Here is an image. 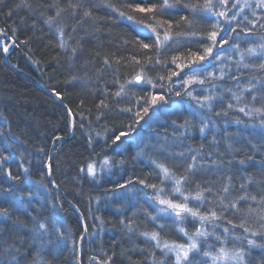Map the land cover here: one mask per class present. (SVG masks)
<instances>
[{
  "label": "trees",
  "instance_id": "obj_1",
  "mask_svg": "<svg viewBox=\"0 0 264 264\" xmlns=\"http://www.w3.org/2000/svg\"><path fill=\"white\" fill-rule=\"evenodd\" d=\"M130 2L0 0V40L8 36L16 43L8 61L59 93L76 125L69 139L71 116L37 83L11 68L0 47V209L7 210V216L0 215V264H78L79 243L86 231L81 264H173L161 256L154 242L141 235L158 231L163 240L185 239L175 219L156 213V192L146 185L157 184L169 193L172 183L160 184L154 161L169 167L177 178L187 177L186 194L210 188L211 192L204 193L200 212L206 214L212 208L223 213L214 225L226 227L230 236L222 239L207 222L206 230L213 239L219 236L230 244L233 252H243L239 264H264V115H245L236 107H227L236 103L228 89L240 92L251 83L255 87L243 93L239 106L264 108V68L259 67L264 54L245 53L244 63L250 66L244 68L237 65L239 53L230 47L238 43L241 51L254 47L262 52L264 9H255L257 22L253 9L247 10L246 16L255 28L239 18L233 23L235 26L243 21L235 32H227L232 38L229 45L216 50L227 59L204 63L203 71L216 76L224 67L225 78H207L203 85L190 88L193 96L201 99L216 97L209 110L191 97H177L175 80L157 79L158 74L166 75V70L155 65L156 49L140 47L138 40L146 33L126 19L127 15L140 16L125 7ZM156 2L144 0L146 4ZM171 2L174 6L165 10L164 18L172 23L173 40L160 50L162 61L199 48L201 42L191 33H206L216 20L206 18L204 0ZM214 2L218 11V0ZM85 11L91 15L85 16ZM148 56L153 58L151 63ZM132 57L141 63L136 64ZM141 69L158 84L160 92L174 95L173 100L161 102L135 123L134 113L139 110L136 102L142 104L141 97L147 94L135 85H127L121 97L114 94ZM252 95L257 97L255 101ZM125 108L132 112L121 111ZM205 124L208 128L201 133ZM121 131L128 135L114 143L113 137ZM193 156L196 166L188 172ZM104 159L109 164L101 174L92 177L80 171L88 163ZM225 186L229 188L227 193L223 192ZM245 194L249 199L240 201V211L220 205L221 198L228 204ZM152 217L157 219L153 221ZM41 223L46 231L39 229ZM241 223L248 231L233 227ZM159 224L165 227L161 229ZM193 224L200 226V221L187 222L190 232ZM254 232L257 234L252 235ZM249 240L254 244L249 245Z\"/></svg>",
  "mask_w": 264,
  "mask_h": 264
},
{
  "label": "snow or ice",
  "instance_id": "obj_2",
  "mask_svg": "<svg viewBox=\"0 0 264 264\" xmlns=\"http://www.w3.org/2000/svg\"><path fill=\"white\" fill-rule=\"evenodd\" d=\"M218 3L222 6H224L225 9H227L228 6V0H218ZM174 4L171 2V0H157L156 3H144V0H132V2L127 3L125 7H128L131 9L134 13H139V17H135L133 15H127L126 19L130 22L136 24L137 26L143 28L145 30L146 35L138 40V43L141 48L144 50H151L156 49V58H155V65H161L162 68L166 70V75H157V79L159 81H164L167 79L169 82H173L174 80L176 83H173V87L176 89V96L180 97L182 95H186L188 97H191L193 100L197 102L201 107H208L209 110L211 109V101L214 100L215 96H204L202 99L199 96H193L192 91H190V88H192L195 84H201L203 85L205 83V79L207 78H216V79H224L227 73L224 71V67H221L219 76H216L215 73L212 72H204L203 71V65L205 62L212 60H219L224 61L227 59L225 56L221 55L219 52H217V49L223 50L225 45H229L230 39H232L230 36H228L227 32H235L237 27L240 26V23H243V21H239L235 24V26H232L235 21H237V16L240 13H234L231 17H228V10H220L215 11L216 3L214 0H204V3L202 5V11L205 13L206 18L207 17H218L219 19L214 20L210 24L209 30L201 34L200 36H197L196 33H191L193 37H196L200 42L201 46L197 48L196 50H188V54L181 56V55H173L170 59V61L164 60L162 61L160 56L161 52L160 50L165 49L168 47L169 42L173 40V35L171 32L172 29V23L164 18V12L166 9L173 7ZM187 6V5H186ZM237 5L234 3L232 4V7H236ZM72 7H77V5H72ZM193 9L196 8V5L192 6ZM250 8L253 9L252 15L255 17L257 16V13L255 9H264V0H255V4L253 5L250 0H244L243 5L240 7V12H243L244 9ZM60 10L57 11L56 15L59 16ZM85 16L91 15L90 12L85 11ZM119 15L121 17H125L124 12H119ZM259 19V17H257ZM52 18L50 17L47 23H50ZM244 21H247L248 24H251L253 28H255V23L252 20H248L247 16L243 17ZM223 24H226L229 26V28H223ZM167 25V27H165ZM261 27H264V25H261ZM75 30V29H73ZM251 30H249L250 34ZM61 37H63V31L60 32ZM61 47H64V42L62 40ZM235 51L239 53L240 59L236 62L238 66H243L244 68H248L250 65L244 63L245 53H247L249 56H255L259 54H264V44H261L259 47L262 50L261 53L257 52V49L254 47H249L244 51L240 50L238 43H233L230 45ZM8 47L5 46L3 51L5 53L8 52ZM152 56H148L147 60L149 63L152 62ZM132 60L136 64H140L141 60L137 57H132ZM107 63V60L105 61ZM169 64L172 67H169ZM260 68H264V63L259 65ZM185 69H188L187 72H185ZM201 76L204 78L202 79ZM127 85H135L139 88V91L145 92L147 95L142 96L141 100L143 103L141 104L140 100H138L137 107L139 110H137L134 115L136 117L135 123H139L140 120L143 119L144 115H147L149 112V108L156 109V107L163 101H165V93L156 91L158 88V84L154 82L153 78L146 75L145 71L141 69L140 72H138L132 79L126 81L125 84H120L119 89L115 92L116 97H121L122 95L126 94L125 89ZM180 85L183 87L181 88ZM145 86H150L151 90H149ZM159 87H163L162 85H159ZM255 85H250L247 87H244L240 90V92H233L231 89H228L229 92H231L232 99L236 102L235 105L233 103H229L227 105L228 108H234L236 107L238 111L245 113V115H252L253 112L264 115V108H251L248 107L247 104L244 106H239L243 100L244 92H252ZM256 96L252 95L251 99L253 101L256 100ZM101 106L106 108L107 104L104 103V101H101ZM248 108V111H245V108ZM121 111L125 112H132L131 108H125ZM71 114V113H70ZM227 113H225L226 115ZM219 115V113H217ZM99 118V117H98ZM207 125L205 124L203 127L200 128V132L203 133ZM129 128L131 129V125H129ZM128 133L125 131L119 132L118 135L113 137V142H120L121 137L127 136ZM156 166V168L159 169L158 175L160 176V184L164 185L166 181H171L172 187L170 189L169 193L165 192V187H158L157 184H148L147 187H151L155 190L156 195L154 199L158 202V204L162 205L163 207L159 209L160 213H164L168 216H173L175 218L174 222L177 223V230L180 234L183 235V237L186 238V243L184 242H169L168 240H163L160 236V232L158 231H152V232H144L141 235L149 241L154 242V247L156 249H159L166 257L169 254H172L173 257V264H191L190 261V254L193 252H198L200 250L199 248V239L200 238H207L210 233L205 229V223H213L216 220H220L223 218V213L218 214L215 209H208L206 214H201L200 207L202 206L203 202L205 201L206 197L204 195L205 191L211 192V189H201L197 191L194 195L192 193H187L184 190V181L187 179V177H184L183 179L177 178L173 171L165 166L163 163H156L153 162ZM109 164V161L105 159L102 162V167L107 166ZM196 166V157H192V164H190L187 168L188 172H191ZM81 172H87L89 176L95 177L96 175V164L95 163H88L85 168L80 169ZM11 176V173H9ZM230 179V178H229ZM141 184H145L144 180L139 181ZM251 183V181H249ZM121 187H124L125 185H120ZM199 187V186H198ZM241 187H245V185H241ZM229 191L228 186H225L223 188V192L227 193ZM164 193L162 196L161 194ZM249 199L248 195H241L237 199H234L230 201L228 204H225L223 201V198L220 200V205L227 209L231 208L235 211H240L238 205L240 201H245ZM251 199L253 201L256 200L255 196H252ZM197 201L200 202L197 205L189 206V201ZM262 202H264V197H262ZM249 211H251V207L249 206ZM0 215L7 216V210L6 209H0ZM188 217L195 219H198L200 221V227L196 229L194 233L189 235V233L185 230V228L182 226V223L184 220H186ZM153 221L157 219V217H152ZM264 219V217H262ZM229 223H232L229 221ZM216 225H213L215 227ZM241 227L244 228V223H241L240 225L233 224V227ZM39 229L42 231H46L47 227L45 224L41 223L39 224ZM131 230V226H128ZM159 228L163 229L165 227L164 224H159ZM245 231H248L247 228H244ZM224 232L227 233L228 229L225 228ZM257 233H252V235H256ZM217 240H220L221 238L219 236H216ZM249 245H253L254 241L249 240ZM203 256L210 259L212 264H224L225 261H243V252L242 251H236V252H230L226 250L224 247H221L215 255H213L209 251H204ZM91 259L95 260L96 257H92ZM110 260V258H109Z\"/></svg>",
  "mask_w": 264,
  "mask_h": 264
},
{
  "label": "rangeland",
  "instance_id": "obj_3",
  "mask_svg": "<svg viewBox=\"0 0 264 264\" xmlns=\"http://www.w3.org/2000/svg\"><path fill=\"white\" fill-rule=\"evenodd\" d=\"M250 2H255V0H250ZM236 4L237 6L236 7H232V4ZM243 3H244V0H228V6H227V9H225L224 8V6H222V5H220V4H218V6L219 7H217V10L218 11H220V10H228V17H231L234 13H240L238 16H237V18H239V19H242L243 20V17L244 16H246L247 15V10H251L250 8H246V9H244V11L243 12H240V7H241V5H243ZM248 18H249V16H247ZM252 17V16H251ZM253 18H255L256 19V21L255 22H257V17L255 16H253ZM216 19H219L218 17H216ZM222 27L223 28H226L227 29V27H228V25H226V24H223V22H222ZM227 34V33H226ZM2 41H3V43H4V45L5 46H7L8 47V52L6 53V56H7V58L9 57V55L12 53L11 51H12V49H13V47H16L15 46V41H13L12 39H10L8 36L6 37L5 36V38L4 39H2ZM2 41H0V45H1V43H2ZM33 76V75H32ZM35 76V75H34ZM36 77V76H35ZM37 78V77H36ZM156 91H161V88H157L156 89ZM55 92V91H54ZM56 93V92H55ZM60 95V94H59ZM174 95V94H173ZM173 95L171 94V92H170V94L168 95V96H170V98H168V96L167 95H165V101H169V100H173ZM160 105V104H159ZM158 105V106H159ZM157 106V107H158ZM149 111L152 113L153 111H154V109H152V108H149ZM73 115V114H72ZM153 116V115H152ZM74 118V117H73ZM153 118V117H152ZM151 123H152V120L150 119L149 120ZM76 126V125H75ZM208 128V125H207V127H206V129ZM75 131V130H74ZM71 137H73V134L69 137V139L71 138ZM68 139V140H69ZM65 141H67V140H65ZM105 160V159H104ZM103 160V161H104ZM103 161H99V162H95V164H96V175H99V174H101V172L103 171V169L106 167V166H101L102 165V162ZM47 168L49 169V166H47ZM195 202V201H194ZM193 201H189V206H194L193 205V203H194ZM195 205H197L196 203H195ZM155 206H156V213L158 214V216H165V217H171L172 219H175L173 216H168V215H166V214H164V213H160L159 212V209L160 208H162L163 206L162 205H160V204H158V202H155ZM191 220H193L195 223H197L198 222V219H193V218H191V217H188L186 220H184L183 221V223H182V226L185 228V230L189 233V235H191L192 233H194L195 231H196V229L197 228H199L200 226H199V224H197V225H195V224H193L192 226L194 227V230H192V232H190V230H189V228L188 227H186L187 226V222L188 221H191ZM82 221H84V219H83V217H82ZM85 222V221H84ZM212 225H214V222L213 223H211ZM211 224L210 225H208V226H210V228L211 229H213L214 227L213 226H211ZM192 226H190V227H192ZM207 228V227H206ZM205 228V229H206ZM226 228V227H225ZM224 228V229H225ZM218 229V230H217ZM224 229H220V227L219 226H215V229H213V231L215 232V233H217V234H219L220 236H221V238L222 239H224V238H226V237H229L230 235V232H229V230H228V232L227 233H225L224 232ZM87 232L88 231H86L85 232V234H84V237H82L81 238V240H80V247L82 246V241L84 240V238H85V236L87 235ZM212 236H214L213 234H210L207 238H200L199 239V248H200V250L198 251V252H193V253H191L190 254V261H191V264H212V262H211V260L210 259H208V258H206V257H204L203 256V252L204 251H209V252H211L213 255H215L216 253H217V251L221 248V247H224L226 250H228V251H230V252H233L231 249H230V247H229V245H227L226 243H224V241H222L221 239L220 240H217L216 238L215 239H213L212 238ZM185 238V237H184ZM212 238V239H211ZM237 240H238V238H236ZM165 240V239H164ZM169 242H173V240H169V239H167ZM207 241V242H206ZM208 241H210L211 242V244H212V246H210L209 245V243H208ZM175 242H177V241H175ZM182 242H184V243H186L187 241H186V238L185 239H183V241ZM214 247V248H213ZM81 249V248H80ZM79 252V251H78ZM234 253V252H233ZM79 254H80V256L79 257H81V253L79 252ZM166 261H169V260H171V263L173 262V257H172V254H169L167 257L162 253V255H161ZM78 257V264H81L80 263V258ZM224 264H239V262L238 261H232V260H229V261H225L224 262Z\"/></svg>",
  "mask_w": 264,
  "mask_h": 264
},
{
  "label": "water",
  "instance_id": "obj_4",
  "mask_svg": "<svg viewBox=\"0 0 264 264\" xmlns=\"http://www.w3.org/2000/svg\"><path fill=\"white\" fill-rule=\"evenodd\" d=\"M2 41V40H0ZM0 47H2L4 49L5 45L2 41ZM4 52V51H3ZM5 54V61L8 62L9 66L11 68H13L15 71H17L18 73H21L22 75H25L27 78H29L30 80H32L34 83H37L38 86L44 91V92H47L49 93L56 101H58L59 103L62 104V106L64 107V109L66 110L67 114H69L71 116V120H72V132H71V135L74 133V130H75V124H74V118H73V115L70 114V109L69 107H67V105L63 102L61 96L59 95V93H55L53 90H51L48 86H46V84H44L43 82H41L38 78H36L35 76H32L30 73L24 71V70H21L20 68H18L13 62H9L8 61V58L6 56V53L4 52ZM64 140H68V139H64ZM84 222V221H83ZM80 244H79V249L78 251L80 252ZM78 252V253H79ZM80 256V254H79ZM80 258V257H79Z\"/></svg>",
  "mask_w": 264,
  "mask_h": 264
}]
</instances>
